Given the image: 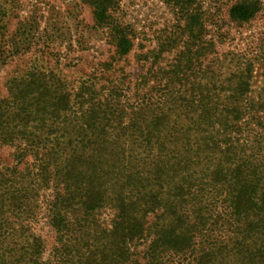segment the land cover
I'll use <instances>...</instances> for the list:
<instances>
[{
	"label": "trees",
	"instance_id": "trees-1",
	"mask_svg": "<svg viewBox=\"0 0 264 264\" xmlns=\"http://www.w3.org/2000/svg\"><path fill=\"white\" fill-rule=\"evenodd\" d=\"M82 1L112 59L126 57L116 0ZM260 6L235 0L227 18L248 23ZM212 54L207 40L201 56ZM179 59L142 76L154 86L134 98L111 81L73 87L35 69L10 81L0 143L15 164L0 168V264H264V95H248V64L217 82L215 59L201 93L188 94ZM40 219L54 236L45 258Z\"/></svg>",
	"mask_w": 264,
	"mask_h": 264
},
{
	"label": "rangeland",
	"instance_id": "rangeland-1",
	"mask_svg": "<svg viewBox=\"0 0 264 264\" xmlns=\"http://www.w3.org/2000/svg\"><path fill=\"white\" fill-rule=\"evenodd\" d=\"M234 1L194 0L189 5L178 0H116L114 16L129 31L133 47L126 57L114 61L107 32L95 26L92 9L84 1L0 0V99L8 96L11 80L34 69L73 87L88 79L97 86L111 81L126 86L127 94L134 98L150 93L154 86L151 75L146 84H140L142 76L178 64V58L184 61L188 94L201 93V72L209 59H215L213 69L221 71L216 74L217 82L248 64V95H264V0L255 17L244 24L227 18L226 11ZM192 15H197L196 22L191 21ZM207 40L213 43L214 54L204 60L201 48ZM150 52L160 54L155 60H140V55ZM13 153L12 147L0 143L1 169L14 166ZM34 231L44 242L45 258L54 245L53 233L43 219L37 221Z\"/></svg>",
	"mask_w": 264,
	"mask_h": 264
}]
</instances>
